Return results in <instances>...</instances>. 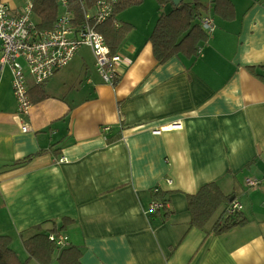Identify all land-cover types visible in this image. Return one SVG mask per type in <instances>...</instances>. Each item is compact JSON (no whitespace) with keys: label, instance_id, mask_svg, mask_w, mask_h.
Here are the masks:
<instances>
[{"label":"crops","instance_id":"crops-1","mask_svg":"<svg viewBox=\"0 0 264 264\" xmlns=\"http://www.w3.org/2000/svg\"><path fill=\"white\" fill-rule=\"evenodd\" d=\"M29 1L0 4L17 13ZM231 2L232 21L206 13L215 30L191 66L159 65L150 36H134L128 11L142 6L128 9L119 18L134 30L117 52L116 86L82 46L57 84L58 73L30 81V94L45 97L28 115L10 67L0 70V236L21 261L27 239L57 232L81 264H264V0ZM211 182L242 204L245 224L216 234L224 206L204 230L190 226L187 195ZM154 188L169 200L163 222L145 212Z\"/></svg>","mask_w":264,"mask_h":264},{"label":"trees","instance_id":"trees-1","mask_svg":"<svg viewBox=\"0 0 264 264\" xmlns=\"http://www.w3.org/2000/svg\"><path fill=\"white\" fill-rule=\"evenodd\" d=\"M77 22L84 17L79 0H70ZM99 0H82L88 7H94ZM160 8L171 5L168 13H162L157 19L154 29L149 37L153 48L154 57L159 65H164L172 58L187 59L188 66H191L200 56L201 50L207 44L209 36L202 28L199 19L212 9L216 16L223 20L232 21L236 17V9L231 0H211L209 4L202 0H184L178 6L171 0H155ZM144 0H114L113 15L110 19L96 26L109 45L112 53H117L127 36L134 30V27L122 21L119 16L130 8L141 6ZM61 6L59 0H33L34 20L40 30H51L60 16ZM75 20V19H74ZM39 87V86H38ZM44 92V91H42ZM41 92V93H42ZM30 94V92H29ZM31 101H38L45 97H34L30 94ZM105 130V128L103 129ZM33 156L14 164L22 166L27 164ZM153 200L161 204H168L167 193L160 188L153 189ZM188 211L190 215V226L204 230L211 219L224 207L228 206L232 198L226 195L218 183L211 182L203 187L196 194L187 195ZM166 208H163V210ZM165 211V210H164ZM169 213L161 210L151 214L149 218L152 223L164 221ZM238 215L224 216L220 223L214 224V232L223 234L234 227L246 223L245 219H238ZM47 233H39L27 239L24 244L29 254L27 261H21L11 247L9 236H0V264H28L34 260L38 264H52L55 254L60 251L58 264H81V252L75 247H66L58 250L53 242L48 239ZM58 250V251H57Z\"/></svg>","mask_w":264,"mask_h":264},{"label":"built area","instance_id":"built-area-1","mask_svg":"<svg viewBox=\"0 0 264 264\" xmlns=\"http://www.w3.org/2000/svg\"><path fill=\"white\" fill-rule=\"evenodd\" d=\"M79 2L84 14L80 22L74 15L71 1L59 0L63 12L53 28L46 31L40 30L34 20L33 0L17 13H13L7 5L0 4V70L9 66L12 71L19 114L28 115L32 107L30 81L35 86L45 84L73 61L82 46L91 48L96 71L103 82L116 86L123 57L119 53H112L105 37L96 30L97 25L113 15L114 0H99L94 7H88L82 0ZM199 22L208 36L214 32L215 23L211 16L202 15ZM22 130L26 133L28 128L24 126ZM105 130H109V127ZM58 162H65V158L61 157ZM246 184L256 188L260 181L247 179ZM163 208L165 205L153 200L145 212L149 217ZM242 209V204L234 199L227 206L225 217L240 214ZM48 239L58 250L69 245L67 238L57 232L49 234Z\"/></svg>","mask_w":264,"mask_h":264},{"label":"rangeland","instance_id":"rangeland-1","mask_svg":"<svg viewBox=\"0 0 264 264\" xmlns=\"http://www.w3.org/2000/svg\"><path fill=\"white\" fill-rule=\"evenodd\" d=\"M202 1L208 2V0H205V1L202 0ZM141 6L142 7L140 9H133L131 11H128V14L130 15V17H133L132 19L134 20V22L132 23L136 28L134 30V36H138L141 38L147 37L144 40V41H146L148 39V36H150V34L153 31V28H154V25H155L157 19L160 17V15L162 13H168L171 10V5H166L164 8H161V12H159L160 8L157 5V3L155 2V0H144V3ZM137 7H139V6H137ZM134 10H138L137 13H134ZM139 10L142 12L139 13ZM59 12H60V14L63 12L62 8H60ZM148 19H150V22H148ZM218 20L219 19H217V21ZM125 42H126V40L124 41V43ZM85 53L91 55V53L87 49H85ZM59 75H60V73H58L53 79H51L50 82L57 84ZM221 213H222V211L219 212L215 216V218H217ZM52 264H58L56 262V259L53 260Z\"/></svg>","mask_w":264,"mask_h":264},{"label":"water","instance_id":"water-1","mask_svg":"<svg viewBox=\"0 0 264 264\" xmlns=\"http://www.w3.org/2000/svg\"><path fill=\"white\" fill-rule=\"evenodd\" d=\"M171 1L176 6H178L179 4H181L182 2H184V0H171Z\"/></svg>","mask_w":264,"mask_h":264}]
</instances>
